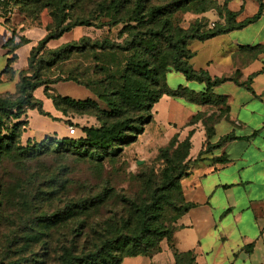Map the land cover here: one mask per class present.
Listing matches in <instances>:
<instances>
[{
  "label": "rangeland",
  "instance_id": "374dc122",
  "mask_svg": "<svg viewBox=\"0 0 264 264\" xmlns=\"http://www.w3.org/2000/svg\"><path fill=\"white\" fill-rule=\"evenodd\" d=\"M110 3L111 0H13V3L4 7L1 19H11L13 15V20L18 21L15 25L22 28L41 23L60 29L67 22L76 19H89L93 23L91 26H73L60 38L52 41L53 46L80 42L69 52L51 53L54 48L45 45L35 48L31 53L32 62L28 70L33 74L34 80L45 82L35 90V96L43 99L44 107L52 115H59V112L51 99L45 96V87L54 94L93 100V104L87 107L90 111L86 113H81V110L68 102L64 103L68 109L66 122L40 114L36 109L29 110L28 131L36 140H41L46 135L78 138L84 135L83 127L99 128L105 121L111 123L115 120L117 114L121 119L128 116H148L150 110L147 109L141 110L138 115L135 112L136 116L131 115L129 111H134L136 106L124 100L122 91L124 85L137 78L126 70L128 61L147 54L140 40L143 33L148 35V27L157 28L159 19L130 21L135 14L130 12L127 1L126 4L123 2L118 14L114 10L102 13L101 9ZM182 11L184 10L165 15L159 21L163 24L164 17H168L174 26L185 25L187 19ZM144 16L139 15L137 18ZM117 19L121 21L115 24ZM129 22L132 24H128ZM58 24L60 27H56ZM87 36L92 39L109 37L115 41V45L129 48L125 51L115 50L114 57H95L99 52L91 51V43L82 40ZM132 39L137 42L133 43ZM156 40L161 44L160 49L167 50L163 34L157 35ZM196 43L193 42L192 46L197 45ZM83 44H87L84 46L86 48ZM176 73L173 71L168 74V82L172 86L182 82V77L184 79L183 74ZM175 75H181V78ZM71 77L78 78L80 83L69 79ZM85 84L96 88L98 94H94ZM192 86L198 87V82L194 81ZM167 104L166 101L160 102L157 108L160 109L159 114L165 115L168 112ZM181 107L183 106L178 104L170 110L172 118L178 122L185 120L192 109ZM3 120L5 128L12 127L14 121L7 114ZM70 125L77 127L76 134L72 136L69 134ZM183 129L185 128L171 123L162 124L153 120L144 124L136 140L124 145L116 142L110 152L88 154H82L86 147L79 149L68 142L59 144L56 140L44 141L42 153L31 154V146H27L26 141L13 144L6 138L7 131L2 129L0 264H62L57 258L63 245L78 251L93 250L94 237L97 235L95 226L84 229L89 236L83 244L86 235L82 234L81 225L76 222L77 215L64 221V224L53 225L55 220L69 211L70 201H75L82 188L86 187L97 190L110 188L113 196L108 202L113 201L114 207L118 204L120 217H127L131 223L129 228H121L122 240L127 233L131 235L134 230L137 232L140 219L146 217L152 225L139 241L140 252H148L151 247V251L160 248L152 255L154 256L164 247L172 249L178 215L182 208L181 195L175 184L180 179L179 174L185 172L189 158V142L185 139L188 133ZM198 145L196 140V149ZM89 197L86 193L85 199ZM142 209L145 210L143 216ZM107 214L110 215L109 212ZM94 216L95 213L88 210L84 217L93 220ZM74 239L78 240L77 245L73 243ZM175 251L173 249V259L163 264H174Z\"/></svg>",
  "mask_w": 264,
  "mask_h": 264
},
{
  "label": "crops",
  "instance_id": "0c3cea01",
  "mask_svg": "<svg viewBox=\"0 0 264 264\" xmlns=\"http://www.w3.org/2000/svg\"><path fill=\"white\" fill-rule=\"evenodd\" d=\"M212 1L213 6L205 11L195 10L197 1L187 5L182 11L187 21L181 26L188 27L202 18L208 19L211 25L224 23L227 10L236 13L237 22L261 11L255 21L240 28L205 40L192 39L187 45L194 52L190 61L195 69H206L213 77L232 78L212 89L215 96L226 97L229 110L214 123V134L209 141L216 144L225 135L233 137L196 160L205 149L206 127L201 119L193 124L189 122L197 113L219 114L223 105L192 103L167 94L155 103V121L184 127L186 133L193 130L189 152L192 162L181 178L183 195L192 206L177 220L172 249L164 247L152 257H125L121 264H163L173 259V249L193 251L196 264H264V0ZM17 23L13 15L9 22L0 19V95L16 92L21 72L29 67L32 49L48 34L45 24L22 28L16 26ZM54 40H49L48 46L57 47L51 44ZM193 42L197 45L192 46ZM183 75L182 82L169 86L183 85L197 92L204 90V83ZM175 76L181 78V75ZM194 81L198 82V87L192 86ZM163 101L168 102L165 115L159 114L160 109H157ZM178 104L183 106L181 108H192L181 122L174 120L170 112ZM31 109L36 108L28 109V120ZM44 109L53 118L65 122L68 119L57 108L59 115ZM29 128L30 120L24 138L36 140Z\"/></svg>",
  "mask_w": 264,
  "mask_h": 264
},
{
  "label": "trees",
  "instance_id": "16d2710c",
  "mask_svg": "<svg viewBox=\"0 0 264 264\" xmlns=\"http://www.w3.org/2000/svg\"><path fill=\"white\" fill-rule=\"evenodd\" d=\"M126 1L130 6V12L135 14L133 15L134 17H131L130 21L140 22L144 19L149 20V18L153 19V21L158 19L162 20V17L165 15H170L179 10H185L187 4L193 0H123L125 4ZM197 1L198 6L195 9L196 11L208 10L214 4L212 0ZM123 2L122 0H111V3L102 8L101 12L104 13L109 10H114L115 14H118ZM11 3H13V0H6L3 5L6 7ZM260 13L261 11L253 17L237 22L235 20L236 13L227 10L225 12L224 23L215 22L211 25L208 19L202 18L196 23H191L188 27L180 25L174 26L168 17H164L163 24H161L158 20L157 28L156 26L148 27V35L146 32L143 33V37L140 40V44L143 45L144 51L147 54L145 56L139 55L138 57H135L134 60L128 61L126 70L135 75L137 78L134 79L133 82H129L127 85H124V89L122 91L124 100H127L128 103L136 106L134 111H129L131 115H135V112H138V115L141 110L147 109L150 110L148 116L136 118L128 116L121 119L117 114L115 115V120H112L111 123L105 121L99 128L92 126L83 127L84 135H81L78 138H73L69 135L63 137L48 136L40 141L31 137L24 138V133L27 131V127L29 125V120L27 118L28 109L36 108L39 113L51 116L50 113L44 109L43 101L34 95V90L44 85L45 82L38 79L34 80L33 74H31L28 70L32 62L31 57H29V67L21 72L16 92L0 95V139L3 138V136L1 137V134L2 129H4L7 131V137H5L13 142V144H19L21 140L26 141L27 146H31L29 147L32 150L31 154L42 153L43 142L46 140H56L59 144L68 142L72 146L79 149L86 147L84 149V153L82 154H88L91 152H110L114 149V144L116 142L124 145L137 139L140 130L144 128V124L150 123L154 120L153 108L155 103L158 102L164 94H167L169 96L182 98L183 100L192 103H202L214 106L221 103L223 105V107L219 108V114L216 112L210 114L203 112L197 113L189 122V124H193L201 119L205 124L207 142L205 143V149L199 152L196 160L202 159L204 155L210 152L214 147L219 146L226 139L233 137L231 134L225 135L216 144H212L209 141L214 134V123L223 115H227L229 110L228 105L226 104V97L220 95L215 96L212 93V89L220 83L232 78L223 76L213 77L206 69H195L190 61L194 52L188 48V42L192 39L205 40L216 35L229 32L234 28H240L255 21L260 16ZM139 15L147 16L138 19L137 16ZM4 21L9 22L10 19L5 18ZM120 21L121 19H117L114 23L117 24ZM128 24L132 23L129 22ZM79 25L91 26L93 23L89 19H76L74 21L67 22L60 29L56 28L60 27V24L55 27L56 29L47 26V36L41 40L39 44L32 49V51L37 47L48 45L47 43L49 40L60 38L65 31H68L73 26ZM162 34L167 42V50L160 49L161 44L156 40V36ZM82 40H87L91 43V51L95 53L99 52V55L96 54L95 57H101L102 55L103 57H114L113 52L115 50L125 51L129 48L115 45V41L111 40L109 37H97L92 39L87 36ZM132 42L136 43L137 41L132 39ZM79 43L80 42L78 41L66 42L57 47H50L54 48L50 52L56 54L66 53L72 50V48ZM85 45L87 44H83L82 46L84 47ZM172 70L182 72L188 79L204 83V90L197 92L183 85L171 88L167 80V74ZM69 79L80 83L78 78L71 77ZM85 87L89 88L94 94H98L97 89L89 86V84H85ZM44 92L47 97L51 98L55 107L64 115L68 112L64 103H70L72 106L81 110V113L90 111L87 107L89 104H93V100L91 98L76 99L68 95L62 96L54 94L47 87L44 88ZM5 114H7L11 120L14 121V123H12V127L10 128H5L4 126L5 123L3 118ZM109 116L111 115L109 114ZM69 134L72 136L76 134V132H69ZM192 134L193 130H190L185 138L189 142L187 152L188 156L192 145ZM11 142L9 145L12 144ZM30 143L33 144L31 145ZM187 160L188 163L185 167V172L183 174H179L180 179L178 183L175 184L181 195L182 208L178 217H180L192 206L191 203L186 201L181 187V178L186 174L189 165L192 162V159L190 158ZM86 193L90 196L88 199H85ZM112 196L110 188L108 187L101 190H97L95 188L90 189L89 187H86L85 189L82 188L79 197L74 199L75 201L73 202L70 201L71 203L68 204L70 205L69 211H67L63 217H59L54 221L53 225L58 226L62 223L64 224V221L71 220L73 216L77 215L78 217L76 222L81 225V229L83 230L82 234L86 235L83 244H85V241L89 236L84 229H87L88 227L93 228L94 226L97 229V235L94 237L95 248L93 250L86 251L83 249L82 251H78L76 249L73 250L67 245H63L61 253H59L57 258L60 263L115 264L116 259V263L121 264L125 257L134 255L137 256L140 254L151 257L155 252L160 250V248H154V250L151 251L152 247L148 250V252H140L139 250V241L144 238L152 225V222L146 217H142V219H140V225L137 228V232H134V230L131 235L130 233H127V235H124L125 239H121V234H123L121 233V228H129L131 223L127 217H120L121 214L118 204L114 207L112 204L113 201L108 202ZM109 208H111L110 211H107ZM88 210L95 213L93 220H89L84 217ZM142 210L143 216L145 214V210ZM108 212L110 215L107 214ZM132 238L133 240H131ZM73 243L77 245L78 240L74 239ZM120 244L122 247H120ZM174 256V264H196L195 255L191 250L184 252L175 251Z\"/></svg>",
  "mask_w": 264,
  "mask_h": 264
},
{
  "label": "built area",
  "instance_id": "2783aa9c",
  "mask_svg": "<svg viewBox=\"0 0 264 264\" xmlns=\"http://www.w3.org/2000/svg\"><path fill=\"white\" fill-rule=\"evenodd\" d=\"M4 2H6V0H0V16L2 15V11L4 9V5H3ZM0 19H1V17H0ZM76 129L77 128L74 125L69 126V132L70 133H75Z\"/></svg>",
  "mask_w": 264,
  "mask_h": 264
}]
</instances>
